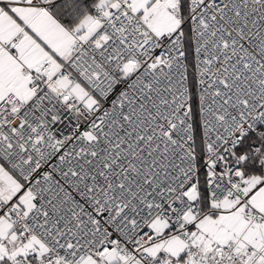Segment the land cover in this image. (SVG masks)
<instances>
[{
    "label": "snow or ice",
    "instance_id": "1",
    "mask_svg": "<svg viewBox=\"0 0 264 264\" xmlns=\"http://www.w3.org/2000/svg\"><path fill=\"white\" fill-rule=\"evenodd\" d=\"M0 264H264V0H0Z\"/></svg>",
    "mask_w": 264,
    "mask_h": 264
}]
</instances>
